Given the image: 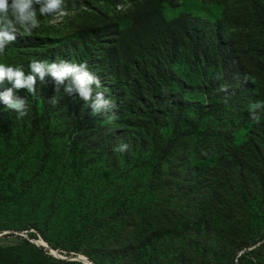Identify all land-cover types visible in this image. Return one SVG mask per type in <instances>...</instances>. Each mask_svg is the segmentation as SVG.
I'll list each match as a JSON object with an SVG mask.
<instances>
[{
  "label": "trees",
  "instance_id": "1",
  "mask_svg": "<svg viewBox=\"0 0 264 264\" xmlns=\"http://www.w3.org/2000/svg\"><path fill=\"white\" fill-rule=\"evenodd\" d=\"M253 2L264 22V0ZM142 3L143 8L131 17L84 12L82 18L88 16L89 21L74 32L24 28L25 33L16 34L17 43L11 42L5 67L26 62L37 88L33 87L35 95L27 87L13 89L27 100V114L22 117L0 100V129L6 132L3 144L22 138L29 145L39 142L43 164L60 150L61 171L54 178L57 192L49 210L33 226L54 246L65 240L74 250L88 239L95 251L94 264H168L164 255L179 238L189 240L204 253L203 260L214 264H264V110H256L259 120L252 118L250 110V105L264 102V56L250 62L251 54H241L231 38L196 34L193 28L200 19L192 15L166 22V26L144 19L147 10L160 2L140 0L137 5ZM74 5L94 4L91 0H64L61 12ZM151 28L162 29L158 35L164 40L168 62L145 74L136 69L137 55H131L136 50L133 41L147 38L143 33ZM18 35L25 38L19 40ZM125 45L128 50L123 49ZM119 46L117 58L123 56L124 60L116 59L118 64L110 72L105 66L100 72L104 93L111 92L104 100L109 104L82 103L75 75L58 81L49 70L51 64H86L92 75L95 54L103 64L108 52H116ZM80 47L91 54L79 58L74 53ZM191 57L213 59L206 69L217 73L205 89L200 86L198 90L209 101L207 106L197 105L195 111L197 117L211 123L203 144L193 135L196 127L182 128V113L177 111L180 104L165 99L166 83H176L167 79L182 72ZM34 61L43 65V79L31 67ZM248 70L258 76L248 79ZM125 72L134 76L123 78ZM6 82L7 77L1 84ZM178 84L183 91L189 87L181 80ZM147 99L157 106L153 113L135 109ZM158 121L165 124L153 129ZM122 144L127 149L117 150ZM200 145L206 146L211 162L217 163L216 170H211L209 162L204 164L205 175H198L200 166L187 158L196 157L193 148ZM11 159L0 153V180ZM164 164L169 174L179 171L190 176V188L180 192L185 200L176 211L160 210L155 201L167 190ZM198 176H203V185ZM31 179L28 193L47 187L46 176ZM68 196L72 211L79 214L65 226L56 223L60 217L56 207ZM37 249L45 253L44 247ZM187 264L204 263L192 260Z\"/></svg>",
  "mask_w": 264,
  "mask_h": 264
},
{
  "label": "rangeland",
  "instance_id": "2",
  "mask_svg": "<svg viewBox=\"0 0 264 264\" xmlns=\"http://www.w3.org/2000/svg\"><path fill=\"white\" fill-rule=\"evenodd\" d=\"M109 1L112 2L113 0ZM139 1L122 0L120 5H116L108 3L106 0H91L94 5H74L64 12H54L46 15H40L39 10H37L39 26L36 28L39 30L46 29L45 32L48 31V28H60L65 32H74L79 24L89 21L88 16L85 19L82 18L84 12H94L98 16L118 13L120 15L127 14L126 17H131L135 14L134 12H137L138 8H143V3L137 5ZM159 2L160 4L155 6L153 10H147L144 19L153 20L166 26V22H174L184 17V15H192L200 19V23H197L196 27L193 28V32L196 34L202 33L205 36L231 38L241 54H251L250 62H255L254 58L258 55L264 56V22L260 17L259 8L255 6L253 0H159ZM34 7L39 8V5ZM22 30H24V27L17 25L16 34H20L23 32ZM161 30V28H151L143 33L147 38H137L133 41L136 50L132 49L135 53H132L131 56L137 55L136 62L138 64L136 69H143L145 74L156 71V69H162L168 62V56L164 52V40L162 35H158ZM58 31L59 29L51 32L56 33ZM176 35L173 41L177 39ZM23 38L20 37L19 40H23ZM17 41L0 38V45L4 48L3 52H0V65H6L5 61L12 52L11 42L17 43ZM90 41L91 39H89ZM119 48L120 46L114 53L110 50L108 52L110 56L107 55L103 64H100L101 56L95 54L93 58L95 66L91 75L94 82L89 86L91 89L89 97L81 96L82 103H85L86 100L94 102L97 106L110 103L104 100L111 95V92L104 93L99 78L102 77L100 72H104V66L106 72H110L118 64L116 59L124 60L123 56L117 58ZM123 49L128 50V45L123 46ZM74 54L81 56L79 58H83L86 54L91 53L80 47L77 48ZM212 62H214L213 59L205 60L204 57H191L188 66L182 72L178 71L175 73L174 78L167 79L170 81L175 80L176 83H166L165 85V99L180 104L177 111L182 113V128L188 130L191 127H196L197 130L193 135L195 138L202 140L201 144L207 140L206 128L210 127L211 123L207 118L197 117L198 114L195 111L197 105H209L208 97L198 93V90L200 86L205 89L208 82L216 76L215 70L209 71L206 69L207 65ZM11 68L14 71L20 69L24 72L26 78L30 76L26 71V62L23 65H14ZM73 75L76 74L73 73ZM130 76H134V74L125 72L123 78ZM256 76H258L256 71H249L248 79H255ZM96 80H99L100 83L97 84ZM179 80L187 82L189 87L183 91L178 84ZM12 87L13 83L11 81L5 84L0 83V92ZM33 87L37 88L36 85H33ZM14 96H18V94H14ZM155 107L157 108L153 99H147L139 102L135 109L153 113ZM164 124L163 121L155 122L153 129L157 125L163 126ZM5 136V130L0 129V153L7 155V158H12L9 165L6 166L4 178L0 180V264H70V262H73V264H87L83 259L89 264H93L95 251L88 239H83L79 247L74 250L68 248L70 242L65 240H59L54 246L49 244L33 226L35 222H39L38 216L45 215L49 210L57 192L54 178H58L61 171L58 164L60 150L55 151L56 154L50 157L49 163L43 164L41 163L42 154L39 150V142L29 145V141L22 138L20 142H12L7 145L3 144ZM163 140L161 138V143ZM190 142L193 146L192 139ZM205 148L206 146L203 145L195 146L193 150L197 152L196 157L187 156L189 161L191 160L200 166L202 172L198 175H205L204 164L208 162L210 168L212 167L211 170H216L217 163L211 162V156L209 153L206 154ZM163 168L165 174H167V190L160 193L155 201L160 210L176 211L183 205L185 200L180 192L183 189L186 191L190 188V176L185 177L179 171L169 174L168 166L165 164ZM40 176L47 177V187H43V190L36 194L28 193L27 187L30 180H32L31 178H39ZM197 178L203 185V176ZM198 198H202V196ZM71 201L72 199L68 196L67 199L63 200L60 207H56L60 212L57 224L66 226L68 225L67 222H73V216L78 212L74 213L72 211ZM32 233H36L37 236L35 237ZM50 234L57 239L55 232H50ZM39 242L49 244L50 247H44L45 253L37 249L42 247ZM203 254L196 246L190 245L189 240L179 238L164 256L168 264H187L192 260L202 261L204 264H214L213 261L208 259L203 260Z\"/></svg>",
  "mask_w": 264,
  "mask_h": 264
},
{
  "label": "clouds",
  "instance_id": "3",
  "mask_svg": "<svg viewBox=\"0 0 264 264\" xmlns=\"http://www.w3.org/2000/svg\"><path fill=\"white\" fill-rule=\"evenodd\" d=\"M34 4H41L39 7L40 15H46L54 12H61L64 0H0V38H6L9 41L16 39L17 25L24 27L26 30L36 28L39 26L37 20V10ZM4 48L0 45V52ZM31 67L33 70L40 74L43 79V65L35 61ZM49 70L52 75L58 80L62 81L66 75L75 73V83L85 98H88L91 89L88 87L94 82V78L87 70L86 64L68 65L62 63L61 65L51 64ZM7 77L13 83V88L4 92H0V100L6 105L7 108L15 110L20 117L26 115L27 100L14 96L13 89L19 90L27 87L28 91L35 95L33 85L35 83L34 76L25 77V74L20 69L15 71L11 67L0 65V83ZM99 84V80L95 81ZM264 110V102H256L250 105L252 118L259 120L256 110ZM127 149L126 144L119 145L117 150L124 151Z\"/></svg>",
  "mask_w": 264,
  "mask_h": 264
},
{
  "label": "water",
  "instance_id": "4",
  "mask_svg": "<svg viewBox=\"0 0 264 264\" xmlns=\"http://www.w3.org/2000/svg\"><path fill=\"white\" fill-rule=\"evenodd\" d=\"M39 243H40V242H39ZM40 245H41L42 247H50L48 243H47V244L40 243ZM93 264H94V263H93Z\"/></svg>",
  "mask_w": 264,
  "mask_h": 264
},
{
  "label": "bare ground",
  "instance_id": "5",
  "mask_svg": "<svg viewBox=\"0 0 264 264\" xmlns=\"http://www.w3.org/2000/svg\"><path fill=\"white\" fill-rule=\"evenodd\" d=\"M85 263L89 264L85 259H83Z\"/></svg>",
  "mask_w": 264,
  "mask_h": 264
}]
</instances>
